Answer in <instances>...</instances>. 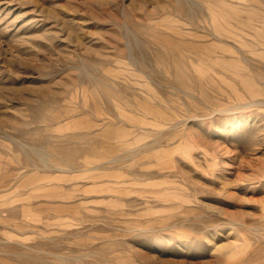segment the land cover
Masks as SVG:
<instances>
[{
  "label": "rangeland",
  "instance_id": "374dc122",
  "mask_svg": "<svg viewBox=\"0 0 264 264\" xmlns=\"http://www.w3.org/2000/svg\"><path fill=\"white\" fill-rule=\"evenodd\" d=\"M0 264H264V0H0Z\"/></svg>",
  "mask_w": 264,
  "mask_h": 264
}]
</instances>
